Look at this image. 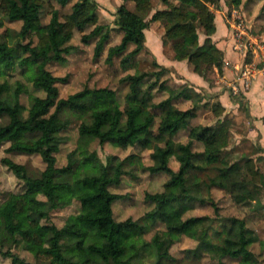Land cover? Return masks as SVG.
<instances>
[{
    "label": "trees",
    "instance_id": "16d2710c",
    "mask_svg": "<svg viewBox=\"0 0 264 264\" xmlns=\"http://www.w3.org/2000/svg\"><path fill=\"white\" fill-rule=\"evenodd\" d=\"M71 1L57 0L63 7ZM121 1L113 20V25L121 33V39L117 46L109 49V59L113 55L120 56L132 45V50L120 62L128 66L133 58L147 52L144 31L150 22H158L174 51V60L187 61L192 71L203 77L213 68L219 75L222 74L223 53L210 39L215 33L214 13L210 6L218 7L220 0H159L163 8L156 10L149 21H145L139 14L150 11L153 0ZM127 2L133 3L134 11L126 7ZM236 2L239 4L240 0ZM45 6L48 7L50 18L43 25L41 14ZM0 14L9 21L21 23L18 33L20 42L0 53V76L13 68L24 67L32 60L37 64L39 76L31 85L36 92L41 93L29 95L34 109L26 120H22L19 114L22 109L20 95L24 92L23 85L18 83L12 102H2L8 84L0 82V145L8 144L6 153L38 155L54 165V154L58 152L57 137L69 126L68 123L57 122L62 106L76 113H84L78 131L81 143L97 141L103 145L112 142L122 149L140 143V135L147 133L153 126L155 114L146 115L145 120L139 123L137 117L140 110L116 109L114 112L88 113L85 106L77 101L87 95H94V91L83 90L66 99H59L56 83L64 82L65 78H57L46 69L50 63L67 62L66 56L71 50L68 42L74 30L82 33L84 28L93 27L88 34L82 35L81 41L87 43L99 39L95 55L98 56L102 51L109 35L105 31L106 26L99 24L95 0H74L70 12L62 17L57 9L52 8L50 0H0ZM196 24L205 36L203 47L199 43ZM34 37L36 43L33 42ZM164 71V68H160L157 72L127 75L124 80L129 81L134 90L147 76H153L155 82L158 81ZM168 101L154 106V109L160 110L157 130L173 134L186 125V116L193 114L184 112L180 115L165 111ZM223 112L220 104H214L212 113L218 118L216 123L213 126L192 128L189 132L190 140L177 147L180 153L176 155L180 164L178 171L169 167V160L174 153L172 147L167 145L156 149L153 156L158 164L149 167L148 171L165 173L170 179L164 183L162 192L145 193L144 199L153 204L154 212L178 201V195L173 192L175 187L180 195L194 203L204 205L210 201L212 205L211 199L203 195L199 181L189 175L194 169L201 170L192 162L197 156L192 152V141L203 144L204 156L209 163H221L220 154L228 144L230 124L227 118L219 119ZM67 159V165L58 172L70 175V182L56 183L47 173H30L25 165L3 158L2 163L22 182L23 192L6 193L0 202V248L27 251L33 258L29 264H76L64 257L65 252L85 255L87 259L84 264H130L147 242L143 239L145 228L139 220L114 219L112 204L122 198L114 190L120 183L121 172L116 171L113 177L107 178L89 165L86 159L80 161L76 151L69 153ZM244 167L251 183L264 184V177L251 158L244 162ZM35 194H40L42 198ZM74 201L79 203V210L68 216L62 227L58 228L50 222L53 211L64 209ZM234 222L240 229L237 246L222 248L221 256L237 258L238 264H261L249 249L257 238L248 230L244 220ZM198 223L200 218H188L168 225L163 233L154 234L151 238L157 254L154 264L177 263L169 255V247L181 234Z\"/></svg>",
    "mask_w": 264,
    "mask_h": 264
},
{
    "label": "rangeland",
    "instance_id": "374dc122",
    "mask_svg": "<svg viewBox=\"0 0 264 264\" xmlns=\"http://www.w3.org/2000/svg\"><path fill=\"white\" fill-rule=\"evenodd\" d=\"M236 1L221 0L218 7L210 6V9L215 13L221 6L227 10V16L233 9L243 12L244 19L246 18L248 24H251V29L247 27L246 20L245 26L251 30L252 35L254 36L252 32L254 30L255 34L264 36V0H240L239 4ZM73 2L74 0L63 7L57 0H50V5L57 9L62 17L70 12ZM99 2L108 7L112 6L111 0H99ZM100 3H97L101 14L99 24L106 26L105 31L108 32L109 38L99 55H95L99 39H92L87 43L81 41L82 35L88 34L93 27L84 28L82 33L74 30L68 42L71 50L66 56L67 62L65 64L50 63L46 69L57 78H65L64 82L56 83L59 99H66L83 90L94 91V95H87L84 99L77 101L78 104L85 106L86 112L104 113L114 112L116 109L140 110L137 122L142 123L146 115L153 113L155 114L153 126L147 133L140 135V143L126 149L112 142H106L103 145H99L97 141L81 143L78 140V131L84 113H76L62 106L58 112L57 122L68 123L69 126L57 137L58 152L54 154V165L38 155L6 153L8 144L0 145V202L6 193L23 192L22 182L17 180L2 163L3 158L25 165L30 173H47L51 175L54 182L61 183L70 182V175L61 174L58 170L67 165L68 154L76 151L80 161L86 159L89 165L107 178L113 177L116 171L121 172L120 183L114 190L122 198L112 204L114 219L117 221L128 218L139 220L145 228L143 239L147 242L130 264H154L157 254L151 238L154 234L163 233L168 225L188 218H200V223L190 227L169 247V255L177 260L174 264H238L237 258L221 256L222 248L237 246L240 229L234 220H244L248 230L257 238L249 249L257 256L261 264H264V184L251 183L244 167V162L251 158L264 177V154L258 152L260 149L255 140H253L254 144L246 137L252 120L247 113L245 100H239V104L237 102L238 111L226 114L231 117H226L230 120L228 144L220 154L221 163L214 165L209 163L204 156L203 144L196 140L192 141V152L197 155L192 162L201 170L194 169L189 175L199 181L203 195L211 199L212 205L210 201L204 205L194 203L180 195L178 188L175 187L173 192L178 195V201L162 206L159 211L154 212L153 204L144 199L145 193L162 192L164 183L170 177L165 173L148 171L149 167L158 164L153 154L159 147L171 146L174 153L169 160V167L175 172L178 171L180 164L176 155L180 153L177 147L181 144L185 145L190 140V130L197 126L214 125L213 114L204 106L213 95L203 90V80L207 88L217 87L215 84L217 76L215 73H206L207 77L193 74L188 63L173 65L174 51L171 49L170 42L165 39L163 29L158 22H150L144 31L147 52L133 58L128 66H123L120 62L132 50V45L120 56L113 55L109 59V49L119 44L121 33L113 25L111 16ZM126 7L134 11L133 3L127 2ZM162 8L159 0H153L150 11L139 15L145 21H149L151 15ZM49 18L48 7L45 6L41 14V23L45 25ZM20 26L19 21H9L0 14V53L20 42L18 37ZM196 29L199 43L203 47L205 36L198 24ZM33 42L36 43V37ZM256 42L262 47L264 54V39L262 41L258 39ZM156 48L158 51L155 56L153 50L155 52ZM262 56L258 51L254 61L257 68L261 67L258 64L260 61L262 63ZM245 59V57L241 59V66ZM160 68H164L165 71L158 81L155 82L153 76H147L134 90L130 82L124 80L127 75L157 72ZM259 73L262 72H257L255 76ZM38 76L37 64L32 60H29L24 67L13 68L4 76H0V82L8 84V90L2 95V102L13 101V92L18 83L24 87V92L20 95L22 109L19 116L22 120H26L34 109L29 95H41L31 85ZM153 83L156 84L153 85ZM166 100L169 101L165 111L180 115L184 112L193 114V116L187 115L186 125L173 134L160 133L157 130L160 110L154 109V106ZM34 196L42 198L40 194ZM78 210L79 203L74 201L64 209L53 211L50 214V222L60 228L66 218L77 213ZM45 225L48 226V224ZM64 257L76 264H84L87 259L85 255L77 252H65ZM32 261V255L27 251L19 248H0V264H29Z\"/></svg>",
    "mask_w": 264,
    "mask_h": 264
},
{
    "label": "crops",
    "instance_id": "0c3cea01",
    "mask_svg": "<svg viewBox=\"0 0 264 264\" xmlns=\"http://www.w3.org/2000/svg\"><path fill=\"white\" fill-rule=\"evenodd\" d=\"M95 1L97 3H100L99 0H95ZM111 1H112L111 7L104 5V3H100V4L104 6L103 9L107 11V13L109 14V16H111V19L113 21L115 18L114 15L115 11L117 7H119L122 4V1L121 0H111ZM233 11H237V13L244 15L243 12H238V10L236 9H233L230 12V14ZM227 13H228L227 10L221 6L217 11H215L214 13L215 33L210 37L211 41L215 44V46L223 53L224 63H223L222 74L219 75V73L215 68H213L212 71L209 72V74H214V73L216 74L217 78L215 84H217V87L207 88L203 80V90H206L208 93L213 95L210 96L212 98L209 100L211 104H209V102L207 103L205 102L206 104L204 106H206V108H208V111L212 113L213 105L216 103L220 104V106L224 109V112L219 118L220 120L225 119L228 116L226 114L234 113V111H238L237 107L239 104V100L231 96L229 92V84L237 76L239 68L241 66L240 65L241 59L243 58V56L239 52L233 49V40L231 38L230 29L225 19ZM99 15H101L100 12ZM245 20L247 21L246 18ZM246 25L251 29V24L249 25L248 21L246 22ZM250 29L248 33L250 35L249 38L251 42L257 43L256 41L258 39L261 41L264 39V36H259L255 34L254 30L252 31L254 34L253 36ZM145 42H146V36H145ZM157 51L158 48H156L155 52L153 50V54L155 55ZM257 56H258V50L256 49V47L249 46L248 57H247L248 61L246 62H249V60L255 61ZM182 63H187V61L175 60L172 62L173 65H181ZM193 74L196 73L193 72ZM234 100L236 101V103ZM241 100L243 101L245 100L247 113L249 115V118L252 120L251 128L248 131L246 137L248 140H252L254 144L255 142L253 140H255L257 142V147H259L260 149L258 152L264 154V119H263L264 118V74L259 73L257 76H255L250 87L242 95ZM214 118L215 121L213 122V124H215L216 121L218 120V118H216L215 116ZM207 126H211V125H207Z\"/></svg>",
    "mask_w": 264,
    "mask_h": 264
},
{
    "label": "built area",
    "instance_id": "2783aa9c",
    "mask_svg": "<svg viewBox=\"0 0 264 264\" xmlns=\"http://www.w3.org/2000/svg\"><path fill=\"white\" fill-rule=\"evenodd\" d=\"M226 23L230 29L231 38L233 40V49L239 52L243 57H248V47H256L258 51L261 52L262 63L257 68L253 60L249 62H243L242 66L239 68L237 76L229 84V92L231 96L235 99L241 100L242 95L250 87L252 81L255 78L257 72L264 73V54L262 52V47L258 43H253L250 40V35L247 32V27L245 26V19L242 14L233 11L230 15L225 17Z\"/></svg>",
    "mask_w": 264,
    "mask_h": 264
}]
</instances>
